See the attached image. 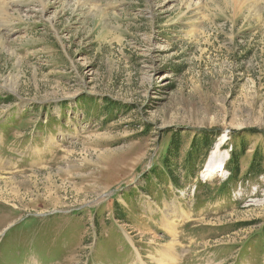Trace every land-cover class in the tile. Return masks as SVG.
Segmentation results:
<instances>
[{
  "label": "rangeland",
  "instance_id": "1",
  "mask_svg": "<svg viewBox=\"0 0 264 264\" xmlns=\"http://www.w3.org/2000/svg\"><path fill=\"white\" fill-rule=\"evenodd\" d=\"M11 1L0 264H264V0Z\"/></svg>",
  "mask_w": 264,
  "mask_h": 264
},
{
  "label": "bare ground",
  "instance_id": "2",
  "mask_svg": "<svg viewBox=\"0 0 264 264\" xmlns=\"http://www.w3.org/2000/svg\"><path fill=\"white\" fill-rule=\"evenodd\" d=\"M15 1V0H14ZM13 1V2H14ZM82 1V0H80ZM86 0H84L85 3ZM88 1V0H87ZM199 1V0H198ZM9 2V1H7ZM12 1L10 0V3ZM16 2V1H15ZM92 2V1H91ZM83 3V2H81ZM93 3V2H92ZM198 3V2H197ZM1 4V3H0ZM3 4V3H2ZM5 5V4H4ZM196 5V4H195ZM197 6V5H196ZM2 7V6H1ZM6 8V5L4 6ZM44 8V6H43ZM8 9V8H7ZM7 11L1 10L0 11V17H3L4 19H7ZM224 142V136H222L219 141L215 144V148L212 151V155L206 165V168L203 171V177L204 178H209V177H214V176H221L223 175L224 171V166L226 162V154L224 155H219V151L221 150V146ZM177 215V214H176Z\"/></svg>",
  "mask_w": 264,
  "mask_h": 264
},
{
  "label": "trees",
  "instance_id": "3",
  "mask_svg": "<svg viewBox=\"0 0 264 264\" xmlns=\"http://www.w3.org/2000/svg\"><path fill=\"white\" fill-rule=\"evenodd\" d=\"M210 141L209 140H207V137L205 136V138L203 139V142H202V144L204 145V148L205 149H207L209 146H210V143H209ZM177 147H179V146H177ZM176 150H177V148H176ZM170 151V153H171V155H175L176 154V151L173 149H169L168 150V152ZM193 153V152H192ZM191 154V153H190ZM189 154V155H190ZM188 157V156H187ZM195 159H190L189 161H194ZM239 162H240V160L238 159V157L237 156H235V152H232L231 153V158L229 159V162H228V164H227V171L230 173V174H233V177H236V176H238V168H239ZM258 168V170L254 173V176H257V175H259V173L261 174L262 173V170L260 169V166H259V164H258V166H257Z\"/></svg>",
  "mask_w": 264,
  "mask_h": 264
}]
</instances>
